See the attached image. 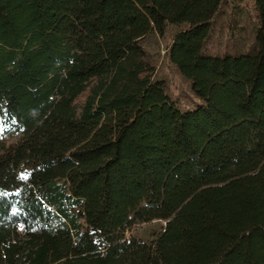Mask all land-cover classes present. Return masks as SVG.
<instances>
[{
    "label": "trees",
    "instance_id": "trees-1",
    "mask_svg": "<svg viewBox=\"0 0 264 264\" xmlns=\"http://www.w3.org/2000/svg\"><path fill=\"white\" fill-rule=\"evenodd\" d=\"M222 2L0 0V264H264V0L256 47L209 55ZM184 23L186 110L141 44Z\"/></svg>",
    "mask_w": 264,
    "mask_h": 264
},
{
    "label": "rangeland",
    "instance_id": "rangeland-1",
    "mask_svg": "<svg viewBox=\"0 0 264 264\" xmlns=\"http://www.w3.org/2000/svg\"><path fill=\"white\" fill-rule=\"evenodd\" d=\"M260 24L254 0H223L207 40L205 52L209 55L223 56L252 51L256 47V34ZM188 27L186 23L169 25L163 36L151 32L141 42L148 60L155 67V79L164 83L167 94L183 110L192 109L201 103L200 98L193 92L190 81L169 58L174 37ZM154 111V104H146L137 111L132 123L151 117ZM12 141L11 138L7 139L8 143ZM164 225L165 222L162 220L136 224L126 232V236L150 241L162 231Z\"/></svg>",
    "mask_w": 264,
    "mask_h": 264
},
{
    "label": "water",
    "instance_id": "water-1",
    "mask_svg": "<svg viewBox=\"0 0 264 264\" xmlns=\"http://www.w3.org/2000/svg\"><path fill=\"white\" fill-rule=\"evenodd\" d=\"M166 223V222H165Z\"/></svg>",
    "mask_w": 264,
    "mask_h": 264
}]
</instances>
